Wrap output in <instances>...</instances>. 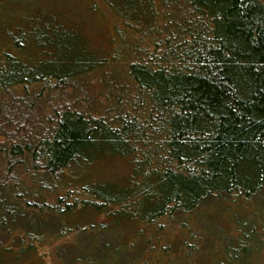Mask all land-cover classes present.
Wrapping results in <instances>:
<instances>
[{"label": "trees", "instance_id": "1", "mask_svg": "<svg viewBox=\"0 0 264 264\" xmlns=\"http://www.w3.org/2000/svg\"><path fill=\"white\" fill-rule=\"evenodd\" d=\"M104 1L119 38L139 41L122 70L47 10L0 52V264H161L146 258L172 259L161 222L264 193V4ZM94 77L103 100L87 94ZM115 158L125 182L68 178ZM256 230L213 264H264ZM191 246L163 264H196Z\"/></svg>", "mask_w": 264, "mask_h": 264}, {"label": "rangeland", "instance_id": "2", "mask_svg": "<svg viewBox=\"0 0 264 264\" xmlns=\"http://www.w3.org/2000/svg\"><path fill=\"white\" fill-rule=\"evenodd\" d=\"M259 1L264 4V0ZM104 2V0H0V52L14 50L10 37L15 32V26L24 22L25 18H28V14L47 10L58 16L65 24L80 29L89 39L92 49L98 51L103 57L113 56L116 58V69L122 70V67L127 66L132 60V56L135 55L136 44L139 41L135 42L131 38L135 46L129 40L119 38L124 37V34L118 33V21ZM25 55L31 56L30 53H25ZM109 75L114 76L111 73ZM98 79L93 78L95 83L89 87L87 94L94 100L96 98L103 100L100 94L102 88L100 90L99 86H96V82L99 83ZM45 109L43 114L47 115L51 112L50 107L46 106ZM1 127L0 129L3 131L6 130L4 126ZM1 141H4L2 137H0ZM1 163L0 155V169H2ZM132 173L133 169L129 159L115 158L94 164L85 171L73 170L68 173V178L81 177L84 179V183H122L128 180ZM1 175L2 171H0ZM238 208L239 210L230 208L227 203L211 201L192 215L175 218L173 222L166 220L161 222L164 229L160 234L158 247L162 244H170L174 250L170 258L174 260L167 259L158 250L151 257L147 256L146 258L151 262L160 261L161 264L170 260L174 262L177 258L183 257L181 254L186 246L191 244L189 253L195 252L196 245L200 249V254L194 256L196 264L215 263V260H218L217 256L218 258L222 257L221 253L225 247L233 253L242 234L251 228H257V230L264 228V193L247 204H241ZM205 233L208 236L205 244L199 242L195 244L194 241H191L195 236L199 237ZM213 248H216V252L219 251L214 258L211 253L207 255L204 252L206 250L212 252ZM47 251L44 249V254ZM192 261L194 263V259ZM37 263L56 264L49 258H39ZM181 264H185V262L182 261Z\"/></svg>", "mask_w": 264, "mask_h": 264}]
</instances>
